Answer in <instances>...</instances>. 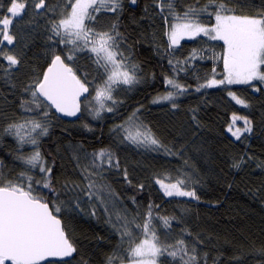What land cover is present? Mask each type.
<instances>
[{
  "label": "trees",
  "instance_id": "trees-1",
  "mask_svg": "<svg viewBox=\"0 0 264 264\" xmlns=\"http://www.w3.org/2000/svg\"><path fill=\"white\" fill-rule=\"evenodd\" d=\"M37 2L29 0L25 14L14 20L13 45L4 42L0 46L21 61L7 79L0 70V182H15L25 170L40 180L44 174L39 172V166L31 168L19 157L27 158L37 150L41 153L43 166L51 168L55 191H38L45 195L51 208L57 199L64 205L56 215L62 218L76 248L67 260L69 264H107L109 257H113V264L128 263L127 249L144 238L130 222L143 224L149 205L153 206L159 243L174 245L183 238L189 254L196 256V264H264V86L253 82L197 91L212 78L223 79V61L219 59L224 52L223 42L201 34L170 46L166 33L173 20L167 0H136L135 4L120 0L116 11L102 9L94 13L95 20L85 23L96 31L119 34L117 59L135 71L137 82L113 85L115 103L104 101L105 109L97 116L94 96L108 75L101 66L104 61L97 64L96 55L83 49V41L78 42L83 50L70 53L74 46L58 43L60 37L51 32L53 24L62 18L66 0H45L46 9H35ZM172 3L175 11L183 15L190 7L203 8L208 0ZM9 6V0H0V18L9 15ZM228 6L240 15L264 12V0H229ZM65 11H70V7ZM212 11L210 7L209 12ZM191 18L207 26L215 23L214 15L208 13ZM194 50L197 55L192 58ZM57 54L82 81L86 79L91 90L82 103L81 117L75 121L63 118L41 97L38 108L26 91L34 79L42 77ZM69 54L74 56L73 60L67 59ZM0 64L6 65L7 61L0 57ZM166 79L175 80L187 91L178 92ZM161 92L177 96L164 103H153ZM229 92L248 107L236 103ZM108 107L111 112L106 110ZM133 112L138 122L147 125L172 154H165L164 148L153 151L123 140L124 133L117 126L124 124ZM234 114L251 121L252 131L244 133L240 140L228 131ZM31 120L48 129L47 135H38L39 130L32 133L38 140L36 145L20 144L14 134L5 131L11 124ZM236 126L243 127V120L236 121ZM60 148L73 164V174L60 173ZM102 150L113 154L112 164L118 161V168L109 167L106 160L101 167H92L93 154ZM85 167L95 173L91 179L103 188V203L96 198L89 200L86 195L89 181L82 174ZM165 177L173 183L177 178L183 179L184 189L195 191L198 199L166 196L156 183L158 178ZM160 217H168L171 227L166 228ZM126 221L133 232V244L128 237L121 240L119 225ZM77 225L89 227L95 233H72ZM76 236L80 237L78 243ZM81 248L88 253L82 254ZM159 261L178 264L167 255L159 257Z\"/></svg>",
  "mask_w": 264,
  "mask_h": 264
},
{
  "label": "snow or ice",
  "instance_id": "snow-or-ice-1",
  "mask_svg": "<svg viewBox=\"0 0 264 264\" xmlns=\"http://www.w3.org/2000/svg\"><path fill=\"white\" fill-rule=\"evenodd\" d=\"M131 2L135 4L136 0H131ZM9 3L10 6L7 8L9 15H3L0 18V34H2L0 46L4 45V42H7V45H13L14 36L11 34L13 22L25 14L29 0H9ZM228 4L229 0H208V4L203 8L190 7L183 15H180L175 11L172 0H167L169 15L173 20L166 33L170 46L178 45L179 41L185 37L192 39L201 34L210 40L222 41L224 45V52L219 57L223 61L225 73L223 79L212 78L206 84L200 85L196 89L197 91H200L201 88L224 84H252L257 80L264 82V12L258 15H240L235 8L229 7ZM109 5L111 7H108ZM119 6L120 0H66L65 8L61 10L62 18L58 24H53L51 28L53 35L60 37L58 43L74 46L70 53L88 49L96 55L95 62L97 64L104 61L101 66L104 67L108 75L104 86L97 88L94 96L98 104V108L95 110L97 116L101 110L105 109L104 101L112 100L115 103L111 94L113 85H131L137 82L135 71L127 69L123 60L117 59L116 35L119 34L96 31L85 23L86 20H95L94 13L100 10L116 11ZM68 7H70V11H65ZM210 7L213 8L212 12H209ZM34 8L46 9L45 0H38L34 4ZM200 13L214 15L215 24L209 27L199 23L198 19L191 18L198 17ZM79 41H83V49L78 46ZM119 55L123 54L119 53ZM196 55L194 50L192 58H195ZM0 57L7 61L6 65L0 64V70L4 73L3 78L7 79L21 61L16 55L5 52L2 47H0ZM67 59L73 60L74 56L69 54ZM86 83V79L82 81L78 78L73 68L65 63L61 55L57 54L54 55L42 77L34 79L27 86L26 91L31 93L32 102L38 108L40 107L38 97H43L57 112L65 116H76L80 112V97L89 91ZM166 83L180 93L187 91L185 86L173 79H166ZM253 87L256 91L260 90ZM175 95V93L169 92L165 96L155 98L153 102L174 100ZM229 96L236 103L248 107L244 100L237 98L232 92H229ZM173 107L176 105L173 104ZM106 110L111 112L112 108L108 107ZM238 120H243V127L236 126ZM138 121L136 112H133L124 124L117 126L124 133L123 140L137 146L151 148L153 151L164 148L165 154H172L171 150L161 144L147 125ZM37 130H39L38 135H47V126L36 120L11 124L5 131L14 134L20 144L36 145L38 140L32 136V133ZM228 131L237 140H240L244 133L252 131L251 121L246 117L234 114ZM19 159L31 168L39 166V172L44 175L40 180H35L31 175H28V170H25L21 172L15 182L12 180L7 183L0 182V264H44V262L47 264H69L64 258L72 257L76 248L66 233L62 218L56 215L62 211L64 205L57 199L54 207L50 208L45 195L38 191V188L48 189L50 192L55 191L52 185L51 168L43 166L41 153L38 150L27 158L21 155ZM112 159L113 154L106 150L94 153L92 167L99 168L106 160L109 167L118 168L119 162L117 161L113 165ZM96 161H100V164H97ZM235 166L239 167V165ZM82 174H84L85 180L89 181L86 185V195L89 200L96 198L103 203V188L91 179L95 173L85 167L82 169ZM124 175L127 180L126 171ZM166 180L168 182H165ZM156 183L160 185L166 196L198 199L195 191L184 189L185 181L183 179L177 178L173 183L168 177L158 178ZM75 187L81 186L76 185ZM141 187L143 186L141 185ZM72 190L75 191V188ZM76 206L79 207V203ZM152 207V205L148 206L149 210L143 224L136 223L135 220L130 222L140 229L144 238L127 249L129 264H166V262L159 261V257L165 255L171 257L172 261H176L178 264H196L197 258L194 254H189L183 238L174 245L159 243V236L153 224ZM159 219L163 220L166 228L171 227L168 217ZM128 223L126 221L123 225H119V229H122L120 236L122 241L128 237V242L133 244V232L129 229ZM195 251L196 249L193 247L192 252L195 253ZM107 264H113V257L108 258Z\"/></svg>",
  "mask_w": 264,
  "mask_h": 264
},
{
  "label": "rangeland",
  "instance_id": "rangeland-1",
  "mask_svg": "<svg viewBox=\"0 0 264 264\" xmlns=\"http://www.w3.org/2000/svg\"><path fill=\"white\" fill-rule=\"evenodd\" d=\"M215 24V23H214ZM213 24V25H214ZM207 26V25H205ZM212 26V25H211ZM210 27V26H209ZM253 82H259L261 83L263 86H264V82H260V81H253ZM252 82V83H253ZM226 86H230L228 84H224ZM223 85V86H224ZM233 85V84H231ZM169 92H161L159 94H157V96H155L152 100V102L154 101L155 98L157 97H162V96H165L167 95ZM176 94V93H175ZM177 96V94L175 95V97ZM169 100H160L158 103H164V102H167ZM154 103V102H153ZM156 104V103H155ZM231 133V132H229ZM58 167H59V171L61 174H64V175H68V174H73L74 173V166L73 164L70 162L66 152L64 151L63 148H60V153H59V163H58ZM72 233H95L91 228L89 227H86V226H79L77 225L73 232ZM85 235V234H82V236ZM76 240H77V243L80 241V237L79 236H76ZM89 250H83V248H81V252L82 254H87ZM123 264H129L128 263H123Z\"/></svg>",
  "mask_w": 264,
  "mask_h": 264
},
{
  "label": "water",
  "instance_id": "water-1",
  "mask_svg": "<svg viewBox=\"0 0 264 264\" xmlns=\"http://www.w3.org/2000/svg\"><path fill=\"white\" fill-rule=\"evenodd\" d=\"M46 70H47V68L45 69V71H46ZM45 71H44V72H45ZM78 78H79V77H78ZM86 86L89 88V86H88L87 84H86ZM90 92H91V90H90V88H89V91L80 97V112H78L76 116H65L64 114L57 112L56 109H55L54 107H52V106L48 103V101L44 100L43 97H41V98H42L47 104H49L50 107H51L56 113L60 114L63 118H65V119L68 120V121H75V120H78V119L81 117V115H82V103H83V101H84V100L90 95ZM49 206H50V205H49ZM50 208H51V207H50ZM70 258H71V257H67V258H64V259H65V260H68V259H70Z\"/></svg>",
  "mask_w": 264,
  "mask_h": 264
}]
</instances>
